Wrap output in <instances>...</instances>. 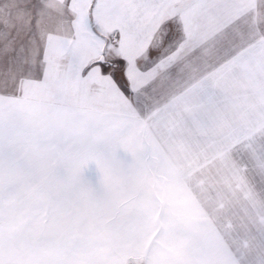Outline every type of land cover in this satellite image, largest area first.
Masks as SVG:
<instances>
[{"label":"snow or ice","instance_id":"snow-or-ice-1","mask_svg":"<svg viewBox=\"0 0 264 264\" xmlns=\"http://www.w3.org/2000/svg\"><path fill=\"white\" fill-rule=\"evenodd\" d=\"M0 264H264V0H0Z\"/></svg>","mask_w":264,"mask_h":264}]
</instances>
